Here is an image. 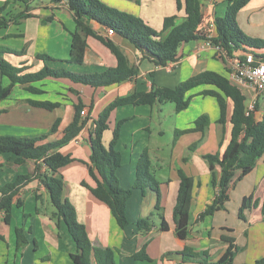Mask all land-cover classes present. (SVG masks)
Instances as JSON below:
<instances>
[{
	"label": "crops",
	"instance_id": "1",
	"mask_svg": "<svg viewBox=\"0 0 264 264\" xmlns=\"http://www.w3.org/2000/svg\"><path fill=\"white\" fill-rule=\"evenodd\" d=\"M101 1L141 17L158 31L163 29L166 18L177 15V23H181L186 16L184 8L178 10L176 0ZM184 1L182 0L183 3ZM200 1L207 18L206 25L216 16L224 15L227 6L225 1ZM5 2L6 0H0V6ZM25 10L30 14L28 18L9 22L7 27L0 29V46L23 51V54L0 53V58L24 69V73L39 71L46 64L74 73L95 75H103L117 68L115 53L94 36L86 37L83 63L69 62L76 22L66 1L57 4L52 0H31L27 8L22 3L11 4L4 16L10 19ZM237 18L242 30L248 35L264 38V0H251ZM90 26L97 35L112 41L125 56L128 66L138 68V73L133 78L110 87L94 88L68 79L53 78L27 85L18 84L11 96L0 102V136L37 138L49 133L60 119L58 132L50 135L47 140L57 141L73 121L74 106L80 101L84 103V110L89 115L88 122L78 138L60 150L76 161L62 167L59 172L66 184L64 195L75 206L79 222L86 226L92 246L116 250L115 259L118 264H217L229 247L223 237L235 239V244L241 248L235 257V264H254L264 258V155L254 171L235 184L230 192V200L224 207L214 215L200 219V214L215 198L212 174L204 156L218 152L223 154L230 142L233 103L228 100V122L224 133L222 125L218 123L221 111L216 97L202 94L205 90L218 91L215 86L202 85L190 90L187 94L191 97L189 107L179 113L176 112L175 105L174 108L167 109L168 113H175L174 123H169L174 134L176 131L194 128L195 121L201 115H207L210 119V125L204 134L185 133L173 141L172 145L162 142L167 133L165 105H126L112 112L110 129L103 135L106 148L113 139V131L118 122L126 120L120 128L115 147L122 156L121 166L117 170L120 183L124 188H133L138 163L147 150L152 162V173L161 182L160 210L155 207V192L147 190L144 194L141 189H133L127 206L130 224L123 229L118 225L110 207L82 185V182H86L92 187L96 186L87 165L92 153L88 141L95 128L94 121L110 103L118 97L134 92H149L155 87L175 88L203 71H214L227 78L231 71L230 63L223 61L204 39L182 45L177 61L170 62L167 66H157L144 58L142 52L128 40L116 33L110 35L107 27L95 21ZM211 33L214 35L215 30ZM260 53L264 55V50ZM41 55H48L52 60L45 62L39 59ZM0 83L5 86L10 84L1 70ZM31 86L40 91H29ZM241 90L247 99L253 95L250 88ZM29 100L61 103V107L49 111L31 106ZM87 115L82 116L85 118ZM194 144H198V147L190 153L188 149ZM186 156L189 158L187 162L184 161ZM15 160L16 157L10 154L0 155V185L14 182L19 175L31 174L36 167L34 161L18 165ZM216 167L220 175L221 168L218 165ZM179 169L195 179L190 234L185 240L177 237L173 219L180 185ZM37 195L41 198L39 201ZM251 195L257 203L245 209L244 218H240L239 211L244 198ZM18 198L23 205H13L9 224L5 221V213L0 211V264H75L71 255L77 252L76 243L64 221L52 217L55 209L40 181L35 180L24 187ZM150 215H163L169 229L162 231L161 219H158L150 231L140 232L137 225L139 218ZM21 226L26 230L28 245L19 248L16 229ZM146 243L150 260L136 259L135 254ZM185 248L192 249L200 257L184 262ZM92 264H95L94 259Z\"/></svg>",
	"mask_w": 264,
	"mask_h": 264
},
{
	"label": "trees",
	"instance_id": "2",
	"mask_svg": "<svg viewBox=\"0 0 264 264\" xmlns=\"http://www.w3.org/2000/svg\"><path fill=\"white\" fill-rule=\"evenodd\" d=\"M54 3L66 1L69 9L74 15L76 30L72 34V47L69 62L82 64L87 47L86 37L94 36L102 40L118 59V66L114 71L103 75L74 73L65 68H53L45 65L41 70L24 73V69L19 68L4 58H0V70L4 77L10 80V84L5 86L0 83V102L8 99L16 85H27L43 81L47 78L68 79L75 83H81L94 88L110 87L120 84L133 78L138 73V68H130L125 56L113 44L112 41L97 35L90 26L92 21L99 23L128 40L136 49L142 52L144 58L152 61L157 66H167L170 62H175L179 58V49L182 45L204 39L213 45L222 46L230 55L237 50L243 49L262 51L264 50V40L253 38L247 35L238 24V14L245 8L251 0H223L227 3L223 16H216L210 20L215 26V34L209 38L208 32L210 22L206 25L205 17L200 0H176L178 10L184 8L185 18L181 23H177L178 16L174 15L165 19L163 29L158 31L148 25L141 17L118 10L101 0H52ZM31 0H6L0 6V29L8 26L9 22H16L19 19L28 18L30 14L23 11L16 16L7 19L4 13L11 4L22 3L29 6ZM0 53L22 55L23 51H15L0 46ZM39 59L48 62L52 58L48 55H41ZM223 60V59H222ZM224 61V60H223ZM202 85L215 86L216 90H205L203 95L216 97L221 116L218 123L222 125L225 133V126L228 122V100L233 103V110L230 118L231 132L230 142L223 154H208L204 158L209 164L212 174V186L215 190L213 203L207 206L200 214L203 220L212 216L216 211L222 209L230 200V192L235 184L244 177L251 174L257 166L258 161L264 155V113L258 120L257 113L261 110L260 99L254 111L247 110V97L237 85H234L229 78L214 71H203L188 80L178 84L175 88L155 87L149 92H134L127 96L118 97L110 103L94 121L95 128L90 133L91 157L88 163L89 174L96 182L92 187L86 182L82 185L87 187L93 195L100 201L107 204L118 225L126 228L130 224L127 214L128 201L133 194V189H141L145 194L147 190L156 193V210L161 209V182L152 173V162L146 150L138 163L137 178L133 188H124L120 183L117 170L121 166L122 156L115 147L120 135V128L126 120L118 122L113 131V139L108 148L103 143V135L110 129L109 120L112 112L119 107L126 105L153 106L156 104L173 103L176 112L179 113L189 107L191 97L188 92ZM31 92H39L37 88L29 87ZM263 100V102H261ZM31 106L49 111L61 107V103L50 101L29 100ZM75 114L71 124L64 130L62 137L57 141H47L50 135L58 132L61 120L58 119L49 133L37 138H17L13 136H0V155L10 154L16 157V164L22 165L27 161H34L36 167L31 174L19 175L14 182L0 185V211L5 213L6 223H10L13 205L21 207L23 202L18 198L21 190L35 180H39L47 193L55 209L52 217L63 220L68 227L73 240L77 246V252L71 255L75 264H118L115 259L116 250L111 248H95L92 246L86 226L79 222L76 208L73 203L64 195L65 181L59 170L76 161L70 155H64L60 150L64 146L78 138L88 122L87 115L82 116L85 105L82 101L74 106ZM2 111L0 110V114ZM210 125L207 115H201L195 121V127L176 131L174 141L181 135L189 132L205 133ZM198 144L189 147V152H194ZM188 156L184 161H188ZM221 168L218 175L216 166ZM45 168V170H43ZM179 174V192L174 206L173 219L177 237L185 240L190 234V216L193 201L195 179L187 175L182 169ZM39 201L41 198L36 196ZM253 196L244 198L239 211V217L244 218V210L256 205ZM264 214V202L262 206ZM150 215L140 217L138 220V230L148 232L158 219H161L160 229L167 231L168 222L163 215ZM18 247L28 245V237L24 226L16 229ZM229 247L217 264H235V257L241 250L235 239L225 238ZM148 243L135 254L138 260H150L146 248ZM208 255V254H206ZM184 262H191L198 259L200 255L190 248L183 251ZM254 264H264V258L257 260Z\"/></svg>",
	"mask_w": 264,
	"mask_h": 264
},
{
	"label": "built area",
	"instance_id": "3",
	"mask_svg": "<svg viewBox=\"0 0 264 264\" xmlns=\"http://www.w3.org/2000/svg\"><path fill=\"white\" fill-rule=\"evenodd\" d=\"M210 30L208 32L209 38L213 36L211 33L215 29V26L210 21ZM110 35L114 34V30L108 28ZM218 53V55L225 62L230 63L231 71L229 72V78L234 85L239 88H250L253 95L248 98L247 110L249 112L254 111L258 98L264 99V55L260 51L243 49L237 50L230 55L222 46L213 45L210 41H207ZM82 115H87L85 110L82 111Z\"/></svg>",
	"mask_w": 264,
	"mask_h": 264
},
{
	"label": "rangeland",
	"instance_id": "4",
	"mask_svg": "<svg viewBox=\"0 0 264 264\" xmlns=\"http://www.w3.org/2000/svg\"><path fill=\"white\" fill-rule=\"evenodd\" d=\"M238 20V18H237ZM239 24V23H238ZM240 26V24H239ZM241 29H243L241 26H240ZM244 31V30H243ZM245 32V31H244ZM246 33V32H245ZM247 34V33H246ZM248 35V34H247ZM250 36V35H249ZM252 37V36H251ZM253 38H258V37H253ZM258 39H262V38H258ZM264 40V38H263ZM258 99H262V98H258ZM261 102H263V100H261ZM166 107H165V106ZM163 106L165 107V111H164V120L166 122V127H165V131L167 132L165 134V136L162 138V142L164 143H167L168 145H172L173 141H174V138H175V134L173 133L172 130H170L169 128V123L171 122L172 124L174 123V120H175V117H174V114L175 113H171L170 112L168 113L167 112V109H170V108H174V104L173 103H165L163 104ZM263 113H264V103H261V110L257 113V117H258V120H260L263 116ZM155 175V174H154ZM51 203V202H50ZM132 203L135 205V203L132 201ZM51 205V204H50ZM133 208V207H132ZM133 209H130V211H132ZM59 221V220H58Z\"/></svg>",
	"mask_w": 264,
	"mask_h": 264
}]
</instances>
